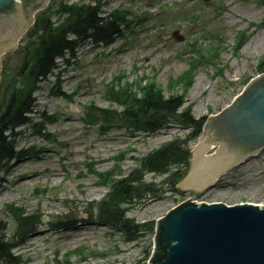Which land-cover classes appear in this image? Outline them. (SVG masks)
<instances>
[{
	"label": "rangeland",
	"instance_id": "1",
	"mask_svg": "<svg viewBox=\"0 0 264 264\" xmlns=\"http://www.w3.org/2000/svg\"><path fill=\"white\" fill-rule=\"evenodd\" d=\"M82 1L88 0H50L48 5L57 9L60 3ZM100 11L103 16L119 13L130 24L110 44L84 42L72 63L60 62L58 80L51 76L40 84L35 94V122L43 123L40 114L52 117L51 123L43 124L46 129H40L49 136L37 135L30 125L18 129L21 135L17 146L32 148L33 154L10 162L1 176L0 218L7 222L9 235L16 232L9 209H21L40 220L36 232L17 238L13 249L28 264H62L65 260L69 264L149 262L143 260L151 251L152 234L127 243L107 227L89 221L90 208L96 214L97 204L111 184L106 178L100 179L99 174L126 176L136 160L190 133L170 125L145 136L120 126L102 129L87 124L89 105L111 107L109 84L116 77L122 75L127 81L151 77L170 93L176 86L173 80L190 72L187 104L192 106L195 118L206 122L209 115L219 113L232 102L249 78L261 74L258 66L264 61V6L259 0H102ZM177 37L181 40L177 41ZM18 46L1 58L0 97L5 82L20 67L22 53L18 51L22 44ZM202 57L211 62H202ZM199 60L201 65L192 70ZM55 85L63 96L52 94ZM201 136L202 133L188 144L190 150ZM217 148L212 146L205 154ZM145 181L152 191L126 209L127 216L138 223L162 218L191 196L193 202L261 206L264 151L226 171L219 183L207 189L176 187L178 192L172 191L168 175L150 174ZM65 217H73L75 226L68 230L59 227L57 223Z\"/></svg>",
	"mask_w": 264,
	"mask_h": 264
},
{
	"label": "trees",
	"instance_id": "2",
	"mask_svg": "<svg viewBox=\"0 0 264 264\" xmlns=\"http://www.w3.org/2000/svg\"><path fill=\"white\" fill-rule=\"evenodd\" d=\"M259 1L264 6V0ZM101 2L88 0L70 5L60 3L57 9L49 6L36 15L34 25L26 33L24 45L18 51L22 53L20 67L6 82L0 102L3 108L0 114V183L10 162L33 154L32 148L20 149L17 146V139L21 135L18 129L30 125L37 135L45 138L49 136L40 129L44 128V123H51L52 117L40 114L39 120H43V123L35 122L38 115L35 94L40 90V84L51 76L58 80L62 72L60 62L72 63L84 42L110 44L130 24L125 23L119 13L103 16L100 11ZM201 61L211 62L206 57H202ZM200 65L199 60L192 70ZM258 68L260 73H264V61ZM5 73L9 75L10 71ZM189 74L187 72L179 79H174L176 86L171 87L170 93L155 84L151 77L141 76L127 81L119 75L109 84L108 100L112 103L111 107L100 108L94 104L87 107L86 123L98 125L102 129L115 125L132 134L143 133L149 136L174 125L190 133L187 138H176L136 160L134 169L126 176L118 178L111 173L107 174L109 177L99 174L100 179L106 178L105 181L111 184L107 195L97 204L96 214L91 207L87 217L89 221L120 235L127 243L138 242L148 234L153 235L155 230V221L138 223L127 216L126 210L137 199L152 191L151 185L145 181L147 175H168L172 191L178 192L176 185L189 168L191 152L188 144L200 136L205 122L204 118H195L192 106L187 104L186 94L191 85ZM57 89L55 85L52 94L63 96ZM175 89L180 91L176 93ZM102 180L98 182L102 183ZM9 211L15 220L16 232L13 236L9 235L7 222L0 218V264H27L28 261H22L13 249L17 238L21 240L36 232L40 220L27 216L21 209ZM73 219L65 217L57 225L68 230L75 226ZM149 255L150 251L143 262ZM62 264L69 263L65 260Z\"/></svg>",
	"mask_w": 264,
	"mask_h": 264
},
{
	"label": "water",
	"instance_id": "3",
	"mask_svg": "<svg viewBox=\"0 0 264 264\" xmlns=\"http://www.w3.org/2000/svg\"><path fill=\"white\" fill-rule=\"evenodd\" d=\"M48 2L0 0V57L16 49ZM212 146L217 150L205 155ZM193 149L187 177L177 188L207 189L226 171L264 151V75L252 79L220 113L207 117ZM189 199L157 220L148 263L264 264V205Z\"/></svg>",
	"mask_w": 264,
	"mask_h": 264
},
{
	"label": "bare ground",
	"instance_id": "4",
	"mask_svg": "<svg viewBox=\"0 0 264 264\" xmlns=\"http://www.w3.org/2000/svg\"><path fill=\"white\" fill-rule=\"evenodd\" d=\"M206 152H204V154H205ZM206 155V154H205Z\"/></svg>",
	"mask_w": 264,
	"mask_h": 264
}]
</instances>
